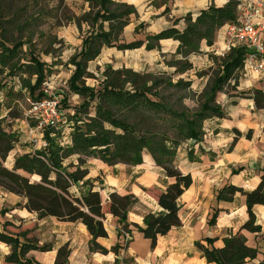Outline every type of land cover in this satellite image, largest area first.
<instances>
[{
  "label": "trees",
  "instance_id": "1",
  "mask_svg": "<svg viewBox=\"0 0 264 264\" xmlns=\"http://www.w3.org/2000/svg\"><path fill=\"white\" fill-rule=\"evenodd\" d=\"M87 1L90 12L75 18L66 16L68 8L64 0H0V72L3 68H6L8 73L19 71V80L22 83V90L16 93L13 90L7 91L6 99L15 101L24 98L25 94L31 102L49 99L50 96L45 92L44 85L48 81L49 69L57 59L52 56L51 66H48L46 62L40 60L34 49L37 41L43 42L44 39L49 44L47 50L53 47V44L63 48L64 42L57 36L47 38L45 34L35 32L34 28L47 18L55 21V27L70 21H75L77 26L83 22L88 24L89 30L82 39L81 49L67 60L66 64L73 67L68 87L74 94L85 97L83 110L92 107L95 112V118L89 120V123L93 124L91 129L83 131L74 128L72 132H67L71 138V146L68 147H61L56 140L55 132L62 128L57 125L60 121L41 127L44 131L42 140L45 146L33 154L16 157L11 169L6 168L3 163L14 149L18 137L11 130L4 129L0 120V190L23 197L26 200L23 207L29 213H35L38 220L51 217L58 222L83 224L91 236V249L102 253H105V250L95 241L107 237L103 220L106 213L111 214L118 219L117 236L118 240H121L114 247L116 252L118 248L126 246L131 241L126 240V237L131 235L127 213L135 200L131 195L117 194H111L106 200L101 192L94 191L88 183L84 184L88 185V189L83 193L77 195L71 192V188L81 182L86 175V172L80 169L84 160L66 167H63V162L72 155L81 154L85 157L98 158L109 166L116 164L137 166L142 163L143 154L148 153L155 165L162 168L166 177L171 180L157 198L161 211L147 214L142 226L133 225L135 231L149 240L150 247L154 249L159 236H164L172 228L181 225L178 199L192 184L190 175L182 174L174 165L176 151L188 140L194 142L201 140L205 120L222 117L221 108L214 102L215 97L221 92L224 83L229 81L232 72L243 67L247 49L236 48L223 58H215L216 62L222 61L224 66L221 75L211 87V96L202 105L200 113L195 114L199 119L198 123L195 120H184L181 115L182 122L179 124L173 118L176 112H171L177 110H172V106L166 108L163 103L152 101L147 97V91L152 86L143 84V75L139 73L129 70L112 71L114 77L98 90L85 84L86 79H94V76L87 72V65L98 58L102 47L123 50L138 48L141 45V42L129 44L119 42L130 15L135 13L132 7L116 4L110 0ZM49 4L54 6L50 10H45L44 7ZM238 4V0H227L222 7L210 5L195 20L187 16L186 26L182 31L168 29L154 36H146V40L151 42L146 48L152 49L154 47L152 43L161 39L173 38L179 42L178 51L183 57L196 54L203 42L207 47L214 43L217 31L225 24L236 22ZM14 33L16 37L13 36ZM35 36L36 41H34ZM26 49L29 59L24 62L20 55L25 53ZM47 50L44 55H51V51ZM110 71V68L105 69L103 76L106 79ZM23 76L28 79H24ZM120 77H132V80L128 81L132 88L121 90L116 80ZM31 78H34L33 84L29 81ZM180 85L181 82H177L168 87L178 88ZM253 99L256 107L264 109V94L261 91L256 90ZM60 102L65 105L64 100ZM109 105H116L121 110V115L118 118L107 119L111 129L103 130L105 118L110 114L106 109ZM58 112L63 117L64 114ZM8 117L12 120L20 119L19 114L11 111ZM96 118L102 121L98 124ZM32 119L38 125L39 120L33 117ZM159 120L164 121L168 130L160 132V126L155 122ZM72 167L73 169L69 170ZM33 176L39 180L32 181ZM237 193L245 198L248 219L236 234L223 239V247L220 249L212 247V239H205L207 248L203 249V255L208 263L246 264L247 261L255 260L257 257L258 251L247 247L246 239L240 233L260 231V227L256 225L253 207L264 205V170L260 183L254 190L244 191L226 184L217 192L216 200L232 201ZM7 212L8 210H2L0 215L4 216ZM217 216L218 211L214 210L207 222L208 226L215 224ZM0 225L2 226L0 242L10 244L12 248L11 253L5 257V262L35 264L25 259V254L30 250L44 251L45 248L36 246L32 240L21 241L20 233L8 232L7 227L12 225L11 222H3ZM65 254V248L59 249L56 264H65L64 261L59 263ZM258 264H264V259Z\"/></svg>",
  "mask_w": 264,
  "mask_h": 264
},
{
  "label": "crops",
  "instance_id": "2",
  "mask_svg": "<svg viewBox=\"0 0 264 264\" xmlns=\"http://www.w3.org/2000/svg\"><path fill=\"white\" fill-rule=\"evenodd\" d=\"M64 1L75 18L90 12L87 0ZM110 1L135 10L123 28L119 42H141V45L123 50L104 46L98 58L90 63L114 71L129 70L139 74L163 71L169 75L176 71V63L167 62L171 59L175 62L186 60L191 66L188 73L193 75L215 61L214 56L205 54V42L200 45L198 53L183 57L178 51L177 40L161 39L152 43V49H147L146 45L151 42L146 40V36H154L168 29L182 31L187 16L195 20L210 5L222 7L227 0ZM260 1L264 3V0ZM88 30V24L81 22L77 26L75 21L58 28V35L63 39L70 57L81 49L82 39ZM222 37L223 27L217 31L214 44L219 45ZM237 82L236 91L217 98L216 104L221 108L222 117L205 120L201 140L195 143L188 140L176 151L174 165L182 174L190 175L192 184L178 199L181 225L159 236L154 249L150 247L149 240L135 231L133 225L142 226L147 214L161 211L157 198L171 183L163 169L155 165L148 153L143 154L142 163L137 166H109L98 158L85 157L80 169L86 175L71 188V192L77 195L83 193L88 189V185L84 184L88 183L106 200L111 194L131 195L135 200L127 213L131 231L127 237L131 241L114 251L118 241H121L117 236L118 219L106 213L103 226L107 237L95 241L105 253L93 251L90 247L91 236L83 224L58 222L51 217L38 220L35 213H29L23 207L26 202L23 197L0 190V212L8 210L4 216L0 215V223L11 222L12 225L7 227L8 232L20 233L21 241L32 240L36 246L45 248L44 251H28L25 259L35 264H56L59 249L65 248L66 254L59 263L215 264L208 263L203 255V249L207 248L205 239H212V247L220 249L223 239L236 234L248 219L242 195L235 194L232 201H217V192L226 184L252 191L260 183L264 170V109L255 106L252 93L238 92L257 90L264 94V74L257 76L246 71L244 75L240 74ZM214 210L218 211L216 222L208 226ZM253 213L260 231H241L240 234L246 239L245 245L257 250L258 254L255 260L246 264H258L264 259V205H255ZM11 251L10 244L0 242V264H13L5 262V257Z\"/></svg>",
  "mask_w": 264,
  "mask_h": 264
},
{
  "label": "rangeland",
  "instance_id": "3",
  "mask_svg": "<svg viewBox=\"0 0 264 264\" xmlns=\"http://www.w3.org/2000/svg\"><path fill=\"white\" fill-rule=\"evenodd\" d=\"M54 4H49L44 7L45 10H50ZM90 6V5H89ZM67 15L72 16L73 12L69 7H67ZM55 21L50 18H47L43 21L38 27H35V32H41L45 34L48 38H52L57 36L58 38V28L55 27ZM66 25V24H62ZM60 26V27H62ZM16 37V34H13ZM36 36L34 37V41H36ZM63 40V39H62ZM64 42V41H63ZM47 40L40 42L37 41L36 54L39 55L41 61L46 62L48 66H51L52 56L57 59V62L54 63L48 73V81L47 84L49 89L47 90L48 96L54 97L58 100L59 105L56 109L60 111L63 117H60V124L57 123L60 127H62L59 131H56L57 142L61 147L71 146V138L68 136L67 132H72L74 128H80L83 131L89 130L93 127L92 123H89L91 118H95V112L92 107L88 109H84L83 103L85 101V97L76 95L70 91L68 87V80L72 74L73 67L67 65V60L70 57L67 52L66 45L64 43V47L61 48L57 44H53L48 50ZM27 50V49H26ZM51 51L48 56L44 55L45 51ZM28 50L21 54V59L25 62V60L29 59L27 54ZM168 64H174L176 71L172 74L165 75L163 71L161 72H143V84L147 83L151 85L152 88L149 89L148 98L152 101H159L164 104V107L168 108L172 106L171 111L176 112V115L173 116L174 120H176L179 124L182 122L181 118L184 120L188 119L189 121L195 120L198 123V120L195 117L196 113H200L202 105L209 99L211 96V87L214 81L218 78V76L222 73V68L224 63L212 61L210 62V66H207L204 69L198 70L197 73L190 75L188 73L189 68H191L190 64L186 60L181 61H173L171 59ZM114 70L108 72L107 79L104 77L105 68L97 65L96 63H90L87 65V72L91 73L94 76V79H86L85 84L98 90L102 88L105 84L109 83L110 79L114 77L112 74ZM115 72V71H114ZM243 73V67L239 70H235L232 72L229 81H226L222 86L221 92L217 93L215 97V104L217 98L220 95L225 94L228 96L231 92L236 91L235 86L237 85V81L239 80L240 74ZM20 72L17 73H8L6 68H3V71L0 72V120L2 122V127L8 131H12L18 137V142L15 144L14 149L8 154L3 165L11 169L16 157L21 156L23 154H33L35 151H39L43 148V140L42 136L44 131L33 121L31 115H29L30 103L27 99V94H25L24 98L9 100L6 99L7 91L13 90L15 93L22 90V83L19 80ZM183 76V77H180ZM24 79H28L26 76H23ZM119 82L118 87L121 90L126 91L127 88L131 89L132 85L128 84V81L132 80V77H120V79H116ZM31 83L33 84L34 78H31ZM108 81V82H106ZM177 82H181V85L178 88H170L168 87L170 84H176ZM140 85V83H139ZM24 90V89H23ZM254 91H238L240 94H248L253 93ZM61 100L65 101V105L63 106L60 102ZM214 105V104H211ZM217 105V104H216ZM108 112L110 113L108 118H105V122L103 123V130L111 129V126L107 123V119L118 118L121 115V110L116 105H109L106 107ZM170 110V108H169ZM17 113L20 115V119L12 120L8 117L9 112ZM46 114H50V111H47ZM182 115V117H181ZM193 116V117H192ZM94 120V119H93ZM96 122L99 124L101 119L96 118ZM157 125L160 126V132H165L168 128L165 126L163 120L155 121ZM58 126V128H59ZM184 132V129H182ZM172 135V134H171ZM79 156V158H76ZM85 156L83 155H72L68 159L63 162V167L67 166V163L70 165L78 161H83ZM68 164V165H69ZM74 165V164H73ZM70 168L69 170H72ZM32 181H38L39 178L36 176L31 177Z\"/></svg>",
  "mask_w": 264,
  "mask_h": 264
},
{
  "label": "built area",
  "instance_id": "4",
  "mask_svg": "<svg viewBox=\"0 0 264 264\" xmlns=\"http://www.w3.org/2000/svg\"><path fill=\"white\" fill-rule=\"evenodd\" d=\"M238 2L236 22L223 26L221 43L219 45L213 43L207 47L205 54H210L214 58H223L231 50L245 47L247 53L243 61L242 74L249 71L261 76L264 74V3L260 0H238ZM44 88L47 92L49 89L47 83ZM28 102L30 103L29 115L39 120L40 128L60 121L61 115L56 109L59 102L56 98ZM47 111H50V114H46ZM42 145L45 146L44 143ZM126 240L129 238L126 237Z\"/></svg>",
  "mask_w": 264,
  "mask_h": 264
}]
</instances>
